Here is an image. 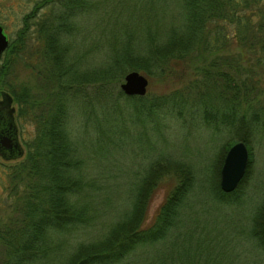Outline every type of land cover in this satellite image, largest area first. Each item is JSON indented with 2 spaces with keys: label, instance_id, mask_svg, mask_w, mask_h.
Listing matches in <instances>:
<instances>
[{
  "label": "trees",
  "instance_id": "16d2710c",
  "mask_svg": "<svg viewBox=\"0 0 264 264\" xmlns=\"http://www.w3.org/2000/svg\"><path fill=\"white\" fill-rule=\"evenodd\" d=\"M30 1L27 9L25 2L18 6L21 27L0 57V85L10 84L16 117L21 119L27 113L34 123L24 157L6 168L12 180L8 193L13 201L7 218L0 223V264H33L34 259H44L53 250L59 252L60 260L55 257L52 264H219L215 259H222L223 253L215 249L227 241L235 244L224 259L232 256V264L235 259L236 264L240 259L244 264H260L258 255L264 259V198L246 224L227 222L229 231L208 228L207 219L200 220L202 233L214 231L222 239L208 242L197 232L200 242L193 247L194 258L179 260L176 252L167 250L164 240L180 229L184 220L181 210L193 184L194 172L183 162L151 156L141 169L145 177L134 174L127 188L129 210L115 213L112 219L110 203L123 195L119 180L113 179L114 154L123 140L119 129L134 122L150 124L155 116L165 113L163 104L197 102L204 106L209 99L226 111L220 115L225 117L222 121L217 119L218 130L228 133L218 156L217 174L232 139L242 140L249 152L247 137H257L258 132L264 136V98L260 99L256 78L245 70L237 55L220 54L215 57L219 61L214 58L213 68L195 69L185 91H196L191 99L178 90L150 98L146 93L127 95L115 82L125 68L148 73L154 70L161 75L170 66L169 59L177 56L174 60H181L199 44L214 49L211 44L216 41L200 32V27L206 26L204 22L211 20L218 26L210 35L223 36L227 22L238 45L241 43L248 52H259L255 63L264 66V0H179L182 23L171 27L168 39L161 42L140 40L128 33L121 41H109L102 32L94 31L90 19L83 29L81 15L86 11L94 17L97 9H91L103 0ZM101 12L99 9L98 14ZM114 13L117 16L119 11L115 9ZM77 32L80 34L75 36ZM26 36L35 39L34 50L25 46ZM100 38L106 42L102 47ZM109 47L111 53L106 54ZM26 51L29 57L39 60L38 65L28 66L39 83L36 93L32 92L34 86L14 84V67ZM195 74H199L197 78ZM39 93L43 97H38ZM253 98L257 105L250 111ZM179 108L174 109L178 116ZM203 122H207L205 116ZM170 168L177 176L176 183L154 213L146 217V204L156 179L169 173ZM244 174L228 192L215 183L216 199L236 201L234 191ZM106 218L108 223L103 226ZM247 235L252 237L258 253L253 252L254 245L253 250L245 246L246 254L241 257L243 247L239 241L248 243ZM137 249L152 253L133 263Z\"/></svg>",
  "mask_w": 264,
  "mask_h": 264
},
{
  "label": "rangeland",
  "instance_id": "374dc122",
  "mask_svg": "<svg viewBox=\"0 0 264 264\" xmlns=\"http://www.w3.org/2000/svg\"><path fill=\"white\" fill-rule=\"evenodd\" d=\"M103 1L91 9V11L97 9L94 12V17H90L89 13L87 14L85 11L81 15V22L84 29L89 19L92 20L91 25L92 27L94 26V31L102 32L105 37L109 38V41H118L122 38H127L125 37L127 35L126 33L140 40L146 38L147 40L155 39L160 42L166 41L170 28L177 27L182 23V10L179 0ZM23 2L26 3V9L31 4L30 0H0V24L2 31L6 34L7 42L15 37L16 32L21 27L20 9L18 6ZM99 9H102L100 14H98ZM115 9L119 11L117 16L115 13L113 14ZM247 11L245 10L244 12ZM204 24L206 26H201L200 32L207 35L211 41H216L215 44H211L214 49L210 50L203 44H199L194 49L191 48L188 51L189 54L183 59L180 60L178 58L174 60L177 56L171 60L169 59V63L168 61L167 63L170 66L165 71L166 73H162L161 75H156L153 72L154 70H151L152 72L149 70L150 73H148L138 68H125L121 73V77H117L115 81L116 85L118 86L120 81H122L125 72L137 70L143 73L148 79L146 92H144V94H147V98H150L152 95H167L174 90H178L183 92L187 99H191L196 91H190L188 94L185 91L188 90L186 86L189 84L192 73L196 71L195 69L207 70L209 66L213 68L214 58L220 54L227 53L229 57L237 55L242 66L246 68L245 70L250 72L251 75H254L257 81V87H259V96L262 100L264 98V66L255 63L257 58H260L258 57L260 53L248 52L241 43L238 45L239 41H237V36L235 38L232 37L230 34L231 26L227 22L224 24L225 27L223 26L222 28L224 32L223 36L222 34L210 35L215 27L218 26V22H215V20H211L208 23L205 21ZM78 34L80 32H77L75 36ZM100 40L102 47L106 42L101 38ZM75 42L77 43V41ZM34 43L35 39L33 37H25V46L28 49L34 50ZM111 48L109 47L107 49L106 54L111 53ZM23 58H26L27 61L22 60ZM220 58L222 60L224 59L223 57ZM102 59H104V56ZM215 59L218 60V58ZM38 61L33 55L29 57L27 51L23 53L21 59L17 60L14 67V71L17 73L15 74L14 81L16 87L28 84L30 87L34 86L32 88L33 93L37 92L34 89L39 87V83L32 77L34 72L28 70V66L38 65ZM198 75L195 74L194 78H197ZM9 88L10 84L7 87L0 85V92L5 91L11 97L10 106L13 107L12 115L22 153L8 158L0 156V223L7 218L8 210H10L9 205L13 201V198L8 193L12 180L9 178V172L6 168L17 163L24 157L27 143L34 132V123L29 119L27 113L21 119L16 117V102ZM37 96L43 97L41 93ZM255 100V98L252 99L253 104L250 111L256 108L257 100ZM212 101L206 99L203 103H206L204 106L197 102L195 104L186 102L182 105H170L168 102L161 107L162 110L165 109V113L155 116L154 121L150 124L134 122L127 125L123 130L119 129V132L123 135V140L120 143L119 149L114 154L115 162L113 164H115L116 168L113 173L116 175V178L113 179L116 181L119 180V187L123 195L113 200V204L112 202L110 203V209L114 214L112 219L115 218V213L116 215L117 213L121 215L125 210L126 212L129 210L130 204L127 205L129 200L125 196L127 188L132 183L131 179L134 174L139 178L145 177V173L141 169H144L146 161L151 156H156L155 154H157L164 158L168 157V162L175 159L180 163L183 162V165H188L194 172L193 184L191 190L188 192L186 205L181 210L183 214L181 218H184V220L180 223V229L175 230L164 240L167 250L176 252L179 260L194 258L192 255L193 247L197 242H200L197 232L202 236L203 240H208V242L216 238L222 239V236L214 231L206 235L202 233L200 220L207 219L208 228L213 229V226H216L218 229L223 227L222 229L229 231L227 227L230 225L227 222L232 221L246 224L247 220L249 221V218L257 210V207L261 205L264 198V136L260 132H258L257 137L255 134L250 138L247 137L249 152H247L245 174L243 173L244 179L234 191V197H238V199L232 202H230L231 200L222 202L214 196V186L219 180V174H217L219 164L218 156L221 153L222 143H226L228 140V133L225 134L224 130L219 131L217 128L219 127L217 119L222 121L225 117L220 115H223L226 111ZM175 106L180 107L178 110L180 112L179 116L174 112ZM166 109L172 113L166 111ZM75 113L77 118L80 119V112L76 111ZM204 116L207 122H203ZM236 140L240 139H232V142ZM160 162H163V160H160ZM173 170L170 168L169 173L159 176L156 179V183L152 188L146 204V217H150L154 213L164 194L176 183L177 176H174L172 173ZM126 215L127 213H125ZM107 223L108 219L106 218L103 226ZM143 223L145 222L143 221ZM247 236L249 238L248 243H245L243 240L239 241L243 247L241 257H243V254H246V251L244 252L245 246L248 250L249 247L251 248L254 245L255 249H251L255 254L258 253L252 237ZM234 244L235 241H227L216 247L215 250L219 249L221 254L223 253L222 259L220 256L215 259L219 260V264H232L230 260L232 256L228 259L224 258L226 254H230L229 250H231ZM147 253L152 252L149 250L144 252L137 249L133 263H138V261L147 256ZM55 257L56 260L57 258L60 260L59 252L57 251L55 253V250H53L45 254L44 259H34L33 264H52ZM258 258L261 261L260 264H264V259L261 258V254L258 255ZM234 264H236V259ZM237 264H244V262L240 259Z\"/></svg>",
  "mask_w": 264,
  "mask_h": 264
},
{
  "label": "water",
  "instance_id": "95a60500",
  "mask_svg": "<svg viewBox=\"0 0 264 264\" xmlns=\"http://www.w3.org/2000/svg\"><path fill=\"white\" fill-rule=\"evenodd\" d=\"M7 45V37L0 24V56ZM148 84L147 77L137 70L124 73L119 88L127 95H142ZM0 156L4 158L17 156L22 153V148L17 139L16 126L10 106L11 97L5 92H0ZM247 161V149L242 140L232 142L224 152L219 168L218 185L222 191L228 192L235 188L242 177Z\"/></svg>",
  "mask_w": 264,
  "mask_h": 264
}]
</instances>
